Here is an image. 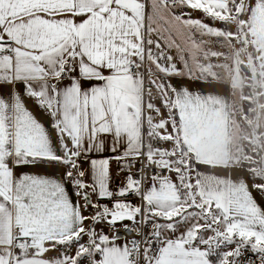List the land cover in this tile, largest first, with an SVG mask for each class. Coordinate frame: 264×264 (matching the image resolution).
Wrapping results in <instances>:
<instances>
[{"label":"snow or ice","instance_id":"1","mask_svg":"<svg viewBox=\"0 0 264 264\" xmlns=\"http://www.w3.org/2000/svg\"><path fill=\"white\" fill-rule=\"evenodd\" d=\"M261 89L264 0H0V264H264Z\"/></svg>","mask_w":264,"mask_h":264},{"label":"crops","instance_id":"2","mask_svg":"<svg viewBox=\"0 0 264 264\" xmlns=\"http://www.w3.org/2000/svg\"><path fill=\"white\" fill-rule=\"evenodd\" d=\"M252 49L251 48H247L246 50L242 51L240 53V57H239V63H238V67H239V77H242L243 79H238V85L239 87L243 88V93L245 94L248 91L247 85H250L253 83L252 77L249 74V69L248 72H246L242 65H241V57H243L244 55L247 56L249 52H251ZM253 55H255V53H253ZM257 79H259V76H257ZM194 88H199L202 91H206V90H211V91H216V89H205V86L203 84H197V85H193ZM247 89V90H246ZM217 90L220 91L221 94L227 95L228 94V90H227V86L225 85H220L217 87ZM261 91H264V89H261ZM30 107H33L31 104L29 105ZM33 111L36 112V115L41 119V121L45 124V126L47 127L49 124L48 118L44 115H42L41 113H39L34 107H33ZM84 167H87V165L85 164ZM112 167V166H111ZM113 174V187L116 186L117 183L120 182V180L123 179V176H120V180H117V173H112ZM69 192H71V188H69ZM73 199L75 200V197H73ZM95 199V197L93 198ZM259 199V197H258ZM262 204H264V201L261 202ZM86 215L88 213H85ZM106 231V230H105ZM120 242V241H118ZM49 256H55L56 252H50L48 253Z\"/></svg>","mask_w":264,"mask_h":264},{"label":"rangeland","instance_id":"3","mask_svg":"<svg viewBox=\"0 0 264 264\" xmlns=\"http://www.w3.org/2000/svg\"><path fill=\"white\" fill-rule=\"evenodd\" d=\"M196 15H199V13H197ZM217 27H223V25H219V24H218ZM172 54L175 55V52H173ZM246 58H247V56H245V55H244L243 57H241V65H242L243 69H244L246 72H248V67H246V65H245V60H246ZM246 88H248V87H246ZM246 90H247V89H246ZM260 91H261V90H260ZM244 95H245V96H248V95H249V88H248V91H247ZM252 99H253V101H255V100H256V97L253 96ZM259 102H260L261 104H264V96H260V97H259ZM157 103H159V101H157ZM242 103H243V108H244L245 112H247V110H248L250 107H255V103H253V104H249V102H248L247 100L242 101ZM243 115H244V113H238L236 119L239 121V125H240V128H241V129H245V130H247V131H250V129L248 128V125H247L246 121L242 118ZM262 121H264V116H262ZM261 131H264V128H262ZM241 135H243V133H241ZM122 176H123V175H122ZM119 226H120V225H118V227H119ZM105 230H106V232L108 231L107 228H105ZM109 234L111 235V233H109Z\"/></svg>","mask_w":264,"mask_h":264},{"label":"built area","instance_id":"4","mask_svg":"<svg viewBox=\"0 0 264 264\" xmlns=\"http://www.w3.org/2000/svg\"><path fill=\"white\" fill-rule=\"evenodd\" d=\"M116 169H117V165L115 164V162H113V164H112V173H115ZM133 171H135V169H133ZM121 175H123V174H121ZM128 199L130 201H132L134 204H138L139 203V201L133 196H129ZM119 227H121V226H119ZM145 231H147V229ZM119 235H120L121 238H123L124 233H123L122 230L120 231Z\"/></svg>","mask_w":264,"mask_h":264}]
</instances>
